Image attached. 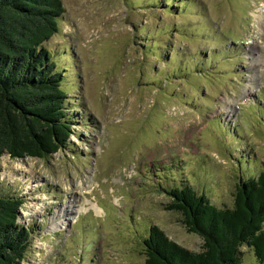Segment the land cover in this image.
<instances>
[{"label": "rangeland", "instance_id": "1", "mask_svg": "<svg viewBox=\"0 0 264 264\" xmlns=\"http://www.w3.org/2000/svg\"><path fill=\"white\" fill-rule=\"evenodd\" d=\"M62 3L43 47L70 139L43 160L0 158L1 194L22 199L31 232L20 264H143L153 225L199 252L166 191L232 208L240 181L264 171V0Z\"/></svg>", "mask_w": 264, "mask_h": 264}, {"label": "trees", "instance_id": "2", "mask_svg": "<svg viewBox=\"0 0 264 264\" xmlns=\"http://www.w3.org/2000/svg\"><path fill=\"white\" fill-rule=\"evenodd\" d=\"M63 13L62 0H0V158L43 160L70 139L63 75L43 47ZM166 192L167 209L202 239L201 250L180 246L153 225L143 264H241L243 246L264 263V171L240 181L232 208H217L188 185ZM22 202L0 191V264H20L29 246L30 229L17 222Z\"/></svg>", "mask_w": 264, "mask_h": 264}]
</instances>
